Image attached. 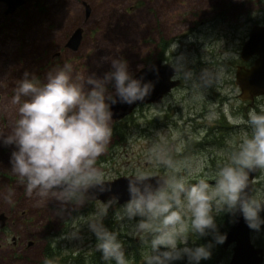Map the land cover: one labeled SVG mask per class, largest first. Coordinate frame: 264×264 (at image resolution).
<instances>
[{
  "label": "rangeland",
  "instance_id": "obj_1",
  "mask_svg": "<svg viewBox=\"0 0 264 264\" xmlns=\"http://www.w3.org/2000/svg\"><path fill=\"white\" fill-rule=\"evenodd\" d=\"M5 8L0 1V211L9 218L0 264H76L77 255L97 264L103 221L119 234L107 264H225L233 181L255 158L246 210L252 241L264 250V94L242 100L234 82L249 29L264 23V0H29ZM77 26L73 50L65 42ZM155 58L175 66L180 83L161 102L114 120L110 98ZM32 169L75 182L165 174L168 185L154 193L158 203L119 204L28 182ZM48 244L56 254H44Z\"/></svg>",
  "mask_w": 264,
  "mask_h": 264
},
{
  "label": "water",
  "instance_id": "obj_2",
  "mask_svg": "<svg viewBox=\"0 0 264 264\" xmlns=\"http://www.w3.org/2000/svg\"><path fill=\"white\" fill-rule=\"evenodd\" d=\"M6 4L5 13L14 11L29 0H0ZM86 16L90 11L88 3L84 2ZM83 28L77 26L69 35L66 46L76 50L82 39ZM243 62L255 56L250 65L238 64L235 70L234 82L239 87L238 97L242 100L253 101L255 97L264 94V23L253 24L247 38L243 41L240 51ZM176 67L160 58L152 59L148 65L139 68L113 95L108 103V111L114 120H119L131 112L140 103H158L163 96L180 82L175 78ZM72 146V145H70ZM260 169L257 158L246 164L233 184L238 193L236 211L232 224L224 236L223 247L231 243L232 254L225 264H260L264 258V250L256 246L251 238V224L246 210V204L252 194L254 181ZM28 182L42 184L51 188L75 191L87 200L115 199L121 204L135 199L139 205L147 206L158 203L155 192L168 185L165 174H150L137 176L134 174L120 175L110 180H95L75 182L61 177L36 176L27 178ZM7 222V216L0 211V229Z\"/></svg>",
  "mask_w": 264,
  "mask_h": 264
},
{
  "label": "trees",
  "instance_id": "obj_3",
  "mask_svg": "<svg viewBox=\"0 0 264 264\" xmlns=\"http://www.w3.org/2000/svg\"><path fill=\"white\" fill-rule=\"evenodd\" d=\"M30 175L32 176V177H35V176H40V175H42V172L40 171V170H38V169H32L31 171H30ZM70 192H75V191H70ZM76 193H78V192H76ZM234 213V215H235V212H232L231 213V215ZM234 219V218H233ZM233 221V220H232ZM232 221H230L231 223L230 224H232ZM253 224L251 223V226H252ZM99 230H102L101 232H99V234L100 235H102V243H101V248H102V254H101V257L99 258V259H97V256L98 255H100L99 253H98V251H95V253H94V258H92V261L93 262H97V264H107L109 261H110V256H109V250H114V249H110L111 248V246L114 244V243H116V242H118V240H119V238H117V236L119 235L118 234V232H116V231H114L113 229H112V226L109 224V222H107V221H103V224H102V228L101 229H99ZM50 250H55V248H53V247H51L49 244L45 247V249H44V254L46 255V256H48V255H54V254H56V252H54V254H52L51 252H50ZM112 253V252H111ZM88 255V254H87ZM79 255H77V256H75V263L77 264H81V263H79V261H80V259H82L81 258V256H79ZM88 257H90L89 255H88ZM77 258H78V260H77ZM67 263L66 264H68V261H66ZM71 264H74L73 262H70Z\"/></svg>",
  "mask_w": 264,
  "mask_h": 264
},
{
  "label": "flooded vegetation",
  "instance_id": "obj_4",
  "mask_svg": "<svg viewBox=\"0 0 264 264\" xmlns=\"http://www.w3.org/2000/svg\"><path fill=\"white\" fill-rule=\"evenodd\" d=\"M24 4H25V3H24ZM17 8H18V7H17ZM17 8H16V9H17ZM85 8H86V7H85ZM5 9H6V8H5ZM16 9H15V10H16ZM4 12H5V11H4ZM12 12H13V11H12ZM12 12H9V13H12ZM68 37H69V36H68ZM66 41H67V40H66ZM65 46H66V42H65ZM161 60H162V59H161ZM162 61H163V60H162ZM150 62H151V61H150ZM243 63H245V62H243ZM245 64H246V63H245ZM177 71H178V69L176 68V72H177ZM175 74H176V73H175ZM174 77H175V76H174ZM175 78H177V77H175ZM178 79H179V78H178ZM179 80H180V79H179ZM179 83H180V82H179ZM8 219H9V218H7V221H8ZM5 226H6V225H5ZM5 226H4L2 229H0V231H2V230L5 228ZM15 240H16L15 237H13V241H14V242H15ZM30 243L32 244V241H31V242L29 241L28 244L30 245Z\"/></svg>",
  "mask_w": 264,
  "mask_h": 264
}]
</instances>
